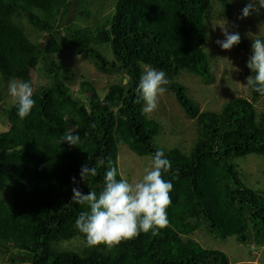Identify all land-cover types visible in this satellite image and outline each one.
<instances>
[{
    "label": "trees",
    "instance_id": "trees-1",
    "mask_svg": "<svg viewBox=\"0 0 264 264\" xmlns=\"http://www.w3.org/2000/svg\"><path fill=\"white\" fill-rule=\"evenodd\" d=\"M87 1L0 0L1 79L30 82L39 62L50 77L49 85L33 91L29 116L21 120L16 103L3 110L9 127L0 133V253L9 252L11 264H229L222 252L189 239L202 227L222 239L264 247V193L245 186L235 164L249 155L264 159V114L255 110L262 95L251 89L250 100L237 98L219 112H200L175 81L183 71L212 80L203 51L205 22L215 1L229 15L227 0H114L113 13L94 29L66 26L72 7ZM23 21L45 33L43 49L28 39ZM66 46L100 73L121 72L127 82L110 85L101 98L83 81L79 94L89 98L80 101L62 82L60 68L46 59ZM149 67L166 73L165 92L195 121L197 133L188 154L164 151L171 169L162 175L173 184L168 226L141 232L111 252L103 245H85L81 253L60 249L59 243L77 238L85 244L75 221L88 208L71 200L77 186L72 177L82 193L99 194L106 171L118 170L119 145L138 157L152 158L157 151L152 138L161 126L143 114V102L136 103V87ZM69 129L81 136L78 146L60 143ZM84 164L97 168L86 182L80 179Z\"/></svg>",
    "mask_w": 264,
    "mask_h": 264
},
{
    "label": "rangeland",
    "instance_id": "rangeland-1",
    "mask_svg": "<svg viewBox=\"0 0 264 264\" xmlns=\"http://www.w3.org/2000/svg\"><path fill=\"white\" fill-rule=\"evenodd\" d=\"M248 0H227L229 15L225 14L223 6L215 1L212 3L211 11L206 19V41L203 51L207 57L208 67L212 80L205 82L198 76L183 71L176 78L181 84L187 96L194 101L200 112H219L227 103L237 98L251 99V88H246V77L251 74L246 62L252 55L251 44L255 38L264 39V10L259 15L251 14L244 19L241 16L242 9ZM114 0L100 1L89 0L83 4H77L67 18L66 26H74L94 29L104 21V17L113 13ZM88 11L90 15L84 17L79 11ZM228 26L230 32H239L241 42L231 50H222L216 40H223L224 36L220 27ZM217 28L212 31L211 27ZM26 36L40 49L45 45V33L38 32L26 21L22 22ZM62 34L63 30H59ZM97 49L107 58L112 59L110 51L105 45L97 46ZM42 58H40L41 60ZM48 62H54L60 69L62 82L67 85L74 97L87 103L89 97L79 94L78 86L81 82H89L99 97H103L107 88L114 84H124L127 77L121 73L107 75L100 73L91 61H83L70 47H64L63 53L46 58ZM19 82V81H18ZM9 82H4L0 77V133L5 132L9 124L4 113V107L14 105L16 102L8 92ZM30 84L33 91L50 84V77L46 73L42 62L36 70L30 72ZM257 115L264 114V96L255 103ZM148 117L161 126L159 135L152 138V145L157 150L168 151L180 150L188 154L197 139L195 121L185 116L181 107L175 101L173 94L165 92L158 97L156 110L148 114ZM150 157H138L128 150L124 145H119L117 165L119 176L122 174L129 182L142 178L144 169L149 166ZM242 183L257 192L264 193V159L255 155L235 160ZM3 195L0 192V198ZM207 232L205 227L198 229L189 239L196 242L203 249L220 251L226 255L229 264H264V247L252 245H241L234 237L222 239L215 233ZM60 249L81 253L85 248L83 240L77 238L68 242L58 244ZM9 252L0 253V264H11L8 261ZM16 264H31L29 262Z\"/></svg>",
    "mask_w": 264,
    "mask_h": 264
},
{
    "label": "clouds",
    "instance_id": "clouds-1",
    "mask_svg": "<svg viewBox=\"0 0 264 264\" xmlns=\"http://www.w3.org/2000/svg\"><path fill=\"white\" fill-rule=\"evenodd\" d=\"M264 10V0H248L238 19H244L251 14L259 15ZM217 26L211 27L215 31ZM223 40H216L222 50H231L241 42L239 32H230L228 26L220 27ZM252 55L246 62L252 75L246 77V88L264 96V39L255 38L251 44ZM126 83V81H125ZM170 81L163 70L146 68L136 87V103L143 102L142 112L145 115L153 113L158 106V97L162 96ZM8 92L16 102L17 114L21 120L30 115L35 106L33 88L30 82H18L15 79L8 84ZM94 127V125H93ZM86 135V133H85ZM78 146L81 136L78 131L69 129L61 138L60 143ZM91 159V157H88ZM103 164V160L98 161ZM171 169V162L165 158L163 150H157L150 164L144 169L142 178L129 182L121 174L117 179L118 170L110 167L104 176V187L97 194L80 191L76 178L72 177L73 195L71 200L86 205L88 210L81 212L75 221V228L84 236L85 245L90 248L103 245L111 252L122 242L136 238L141 232L147 234L168 226L167 209L172 203L170 193L173 184L163 178L162 173ZM97 175L96 167L82 165L80 179L86 182L89 177Z\"/></svg>",
    "mask_w": 264,
    "mask_h": 264
}]
</instances>
